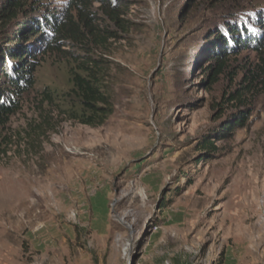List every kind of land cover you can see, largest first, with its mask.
I'll return each mask as SVG.
<instances>
[{
    "label": "rangeland",
    "instance_id": "rangeland-1",
    "mask_svg": "<svg viewBox=\"0 0 264 264\" xmlns=\"http://www.w3.org/2000/svg\"><path fill=\"white\" fill-rule=\"evenodd\" d=\"M24 1L40 24L69 2ZM121 1L119 24L95 0L82 46L44 54L1 132L0 264H264V59L230 50L228 30L260 33L264 0ZM217 29L229 55L209 84ZM86 55L112 102L95 126L69 113ZM240 109L247 123L217 139Z\"/></svg>",
    "mask_w": 264,
    "mask_h": 264
},
{
    "label": "trees",
    "instance_id": "trees-1",
    "mask_svg": "<svg viewBox=\"0 0 264 264\" xmlns=\"http://www.w3.org/2000/svg\"><path fill=\"white\" fill-rule=\"evenodd\" d=\"M95 0H69L62 14L50 13L44 16V22L32 17L36 12L34 7L26 10L24 0H3L0 5V135L11 117L21 108L23 95L30 92L36 84V74L42 63V57L49 52L62 50L67 44L81 47L85 33L80 28V20H88ZM108 18L115 23L121 22L122 9L126 3L121 0H97ZM39 11V10H38ZM20 15L28 20L20 21ZM253 18V25L258 26L260 33L248 34L244 25L228 24V30L233 38L234 47H252L264 59V14L248 17ZM19 20V21H16ZM16 22V23H15ZM15 24L18 31L7 33L6 27ZM218 29L210 38L217 34L214 53L215 65L208 72L209 84L217 82L226 65L229 55V40ZM37 43H42V49H36ZM36 46V47H35ZM36 49V50H35ZM40 52L38 55L37 53ZM75 56V54H71ZM79 62V69H71V88L68 92L72 106L69 113L72 118L87 125H99L106 121L112 113V102L105 83L100 78L104 61L86 55ZM264 70V69H263ZM250 117L248 109H240L219 128L216 138L220 139L231 134L237 127L244 126ZM200 146L204 152L210 153L217 147L211 137H204ZM2 144L0 142V153ZM204 158V157H203ZM202 158V159H203ZM165 204L162 205L164 207Z\"/></svg>",
    "mask_w": 264,
    "mask_h": 264
}]
</instances>
